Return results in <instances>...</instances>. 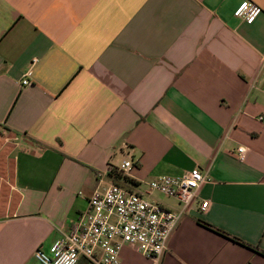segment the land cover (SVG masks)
Returning a JSON list of instances; mask_svg holds the SVG:
<instances>
[{
	"label": "crops",
	"instance_id": "0c3cea01",
	"mask_svg": "<svg viewBox=\"0 0 264 264\" xmlns=\"http://www.w3.org/2000/svg\"><path fill=\"white\" fill-rule=\"evenodd\" d=\"M245 1L0 0V264H41L113 183L177 211L148 182L195 167L165 252L123 264H264V0L251 24Z\"/></svg>",
	"mask_w": 264,
	"mask_h": 264
},
{
	"label": "built area",
	"instance_id": "2783aa9c",
	"mask_svg": "<svg viewBox=\"0 0 264 264\" xmlns=\"http://www.w3.org/2000/svg\"><path fill=\"white\" fill-rule=\"evenodd\" d=\"M262 12V6L247 0L234 14L251 24ZM30 83L27 78L22 80L23 85ZM262 89L264 91V83ZM238 151L243 160L245 148L240 147ZM132 165V160L125 161L124 170H129ZM208 180L209 174L200 167L183 176L162 175L150 180L149 190L179 200L181 208L177 211L165 209L120 184L98 189L89 197L87 210L80 214L72 230L48 250L39 247L35 258L41 264H77L81 258L91 264H123V247L135 244L145 256L157 259L165 252L178 222ZM209 207L210 201L205 200L200 208L207 211Z\"/></svg>",
	"mask_w": 264,
	"mask_h": 264
},
{
	"label": "rangeland",
	"instance_id": "374dc122",
	"mask_svg": "<svg viewBox=\"0 0 264 264\" xmlns=\"http://www.w3.org/2000/svg\"><path fill=\"white\" fill-rule=\"evenodd\" d=\"M10 159L4 154L2 158L0 157V169H9L12 168Z\"/></svg>",
	"mask_w": 264,
	"mask_h": 264
},
{
	"label": "trees",
	"instance_id": "16d2710c",
	"mask_svg": "<svg viewBox=\"0 0 264 264\" xmlns=\"http://www.w3.org/2000/svg\"><path fill=\"white\" fill-rule=\"evenodd\" d=\"M207 224V223H206Z\"/></svg>",
	"mask_w": 264,
	"mask_h": 264
}]
</instances>
